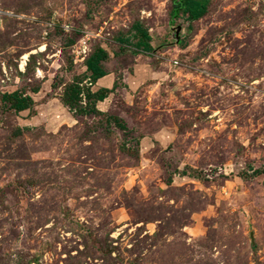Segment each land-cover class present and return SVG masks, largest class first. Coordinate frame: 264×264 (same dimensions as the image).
I'll return each instance as SVG.
<instances>
[{"label":"rangeland","instance_id":"1","mask_svg":"<svg viewBox=\"0 0 264 264\" xmlns=\"http://www.w3.org/2000/svg\"><path fill=\"white\" fill-rule=\"evenodd\" d=\"M174 2L0 0V95L34 99L0 101V264H264V0ZM99 46L126 129L60 100Z\"/></svg>","mask_w":264,"mask_h":264},{"label":"trees","instance_id":"2","mask_svg":"<svg viewBox=\"0 0 264 264\" xmlns=\"http://www.w3.org/2000/svg\"><path fill=\"white\" fill-rule=\"evenodd\" d=\"M208 0H175V6L171 11L172 21L179 15H183L187 21H193L201 17L205 11ZM134 34L130 38H120L121 44L133 46L136 50L134 53H149L153 51L150 39L151 36L147 29L139 23L132 25ZM135 40L131 42V39ZM131 42V43H130ZM109 58L108 51L99 46L94 49L85 59V70L82 77L78 74L65 84L64 90L60 96V100L64 106L68 108L73 115H99L107 116L109 119H114V123L121 129H126V122L119 116L109 114L108 112L100 111L96 107L97 101L103 100L113 90L115 86L110 88L100 87L92 90L91 85L97 79L107 73L105 62ZM39 88L33 90L37 92ZM1 102H9L10 108L15 111L31 109L34 105V99L30 94H26L20 90L11 92H3L0 95ZM108 113V114H107Z\"/></svg>","mask_w":264,"mask_h":264},{"label":"crops","instance_id":"3","mask_svg":"<svg viewBox=\"0 0 264 264\" xmlns=\"http://www.w3.org/2000/svg\"><path fill=\"white\" fill-rule=\"evenodd\" d=\"M115 77L113 76L112 73L108 72L99 77L97 79V81L91 85V88L92 90H96L100 87H105V88H112L113 86H115ZM112 91L108 94L107 97H105L103 100H100V101H97L96 103V107L100 110V111H103V112H108V110H111L110 109V102L112 101ZM33 98V97H32ZM71 117H73L72 114H70Z\"/></svg>","mask_w":264,"mask_h":264}]
</instances>
